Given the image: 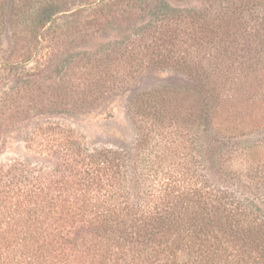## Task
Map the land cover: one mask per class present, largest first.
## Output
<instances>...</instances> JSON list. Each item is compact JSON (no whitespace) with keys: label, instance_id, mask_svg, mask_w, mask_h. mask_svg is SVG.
<instances>
[{"label":"trees","instance_id":"trees-1","mask_svg":"<svg viewBox=\"0 0 264 264\" xmlns=\"http://www.w3.org/2000/svg\"><path fill=\"white\" fill-rule=\"evenodd\" d=\"M79 1L0 0V127L91 108L145 69L194 85L133 97L132 152L51 127L53 166L0 164V264H264V0ZM146 16L133 39L70 54L59 82L33 80L44 50L46 65L98 27Z\"/></svg>","mask_w":264,"mask_h":264},{"label":"rangeland","instance_id":"rangeland-1","mask_svg":"<svg viewBox=\"0 0 264 264\" xmlns=\"http://www.w3.org/2000/svg\"><path fill=\"white\" fill-rule=\"evenodd\" d=\"M171 7L178 9H192L200 7L201 0H164ZM70 9L74 10L79 5V0H71ZM150 22V17H136L121 22H116L110 27H98L92 31L87 41H81L66 48L64 54L54 55L51 62L45 65L47 50L38 55L42 67L36 71L34 81L44 82L46 85L59 82L63 74H59L64 59L76 54H94L102 44L125 38H132L133 33ZM2 48H10L8 38L2 39ZM36 62H31L29 67H36ZM5 75V74H4ZM136 78L128 83L121 84L111 92L109 97L87 109L68 110L63 108H41L31 110L18 119L6 122L0 127V164L18 160L35 165L53 166L54 158L50 153L51 139L49 128H67L83 137L89 149H124L132 152L137 143L138 134L129 117V105L136 94L155 90H173L185 92L194 84L190 78L178 70L170 69H145ZM12 84L10 80H1L2 92H9ZM5 97V96H3ZM29 105V104H27ZM1 106V103H0ZM70 107V106H69ZM26 109V108H25ZM264 134L256 136L263 139ZM208 141V142H207ZM201 143L208 151L213 148V143L202 135ZM209 166V164H208ZM211 179L219 183L220 177L213 171L209 172Z\"/></svg>","mask_w":264,"mask_h":264}]
</instances>
